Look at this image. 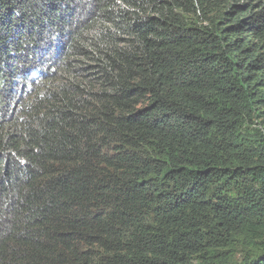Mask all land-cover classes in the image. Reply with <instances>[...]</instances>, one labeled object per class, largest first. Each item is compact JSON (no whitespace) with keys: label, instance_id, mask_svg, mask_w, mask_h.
Wrapping results in <instances>:
<instances>
[{"label":"trees","instance_id":"16d2710c","mask_svg":"<svg viewBox=\"0 0 264 264\" xmlns=\"http://www.w3.org/2000/svg\"><path fill=\"white\" fill-rule=\"evenodd\" d=\"M0 264H264V0H0Z\"/></svg>","mask_w":264,"mask_h":264}]
</instances>
